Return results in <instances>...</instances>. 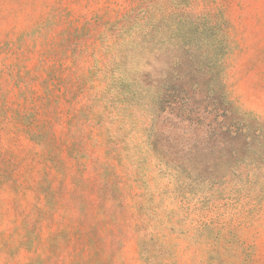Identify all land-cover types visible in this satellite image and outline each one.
I'll return each instance as SVG.
<instances>
[{
  "label": "rangeland",
  "instance_id": "374dc122",
  "mask_svg": "<svg viewBox=\"0 0 264 264\" xmlns=\"http://www.w3.org/2000/svg\"><path fill=\"white\" fill-rule=\"evenodd\" d=\"M0 264H264V0H0Z\"/></svg>",
  "mask_w": 264,
  "mask_h": 264
}]
</instances>
